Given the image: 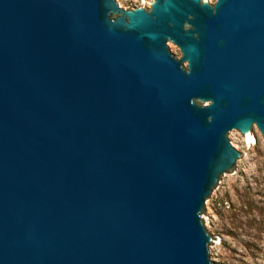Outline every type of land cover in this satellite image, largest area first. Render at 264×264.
Wrapping results in <instances>:
<instances>
[{
	"label": "water",
	"instance_id": "obj_1",
	"mask_svg": "<svg viewBox=\"0 0 264 264\" xmlns=\"http://www.w3.org/2000/svg\"><path fill=\"white\" fill-rule=\"evenodd\" d=\"M254 126L264 0H0V264H212Z\"/></svg>",
	"mask_w": 264,
	"mask_h": 264
},
{
	"label": "rangeland",
	"instance_id": "obj_2",
	"mask_svg": "<svg viewBox=\"0 0 264 264\" xmlns=\"http://www.w3.org/2000/svg\"><path fill=\"white\" fill-rule=\"evenodd\" d=\"M125 10L150 9L153 0H117ZM215 4L217 0H209ZM170 51L181 58L180 50L168 43ZM254 139L238 131L229 133L232 146L242 159L236 172L223 175L218 187L206 201L201 215L207 231L219 244L209 246L212 264H264V137L253 128Z\"/></svg>",
	"mask_w": 264,
	"mask_h": 264
},
{
	"label": "bare ground",
	"instance_id": "obj_3",
	"mask_svg": "<svg viewBox=\"0 0 264 264\" xmlns=\"http://www.w3.org/2000/svg\"><path fill=\"white\" fill-rule=\"evenodd\" d=\"M254 127H256V126H254ZM254 138V137H253Z\"/></svg>",
	"mask_w": 264,
	"mask_h": 264
}]
</instances>
